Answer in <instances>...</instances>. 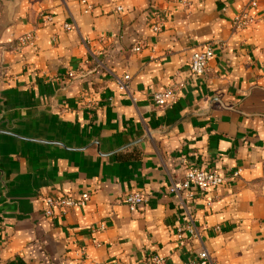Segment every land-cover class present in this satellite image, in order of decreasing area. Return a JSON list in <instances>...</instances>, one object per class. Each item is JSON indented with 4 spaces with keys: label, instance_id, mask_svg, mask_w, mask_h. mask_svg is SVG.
Here are the masks:
<instances>
[{
    "label": "crops",
    "instance_id": "0c3cea01",
    "mask_svg": "<svg viewBox=\"0 0 264 264\" xmlns=\"http://www.w3.org/2000/svg\"><path fill=\"white\" fill-rule=\"evenodd\" d=\"M249 8L257 25L235 31ZM30 32L36 45L16 51ZM206 44L215 56L193 77ZM171 85L175 102L156 106ZM0 130L17 136L0 134V264H189L204 248L212 264H264V0H0ZM192 164L226 184L173 197ZM83 192L85 207L44 217L42 196ZM131 192L147 198L134 212ZM188 224L199 236L180 245Z\"/></svg>",
    "mask_w": 264,
    "mask_h": 264
},
{
    "label": "built area",
    "instance_id": "2783aa9c",
    "mask_svg": "<svg viewBox=\"0 0 264 264\" xmlns=\"http://www.w3.org/2000/svg\"><path fill=\"white\" fill-rule=\"evenodd\" d=\"M83 4H85V1H83ZM256 6L257 3L255 1L251 2L250 8H254ZM250 8L243 10L233 18L232 24L235 31H241L257 25L256 18L251 16L249 13ZM92 9L93 8L91 6H88L86 11H91ZM42 21L44 25H50L53 23V17L49 14H43ZM164 22L165 15L163 13L158 14L152 23V32L155 34L162 32ZM72 28H74L72 24L67 23L63 25V29L66 31L71 30ZM37 40L38 35L36 32L26 33L19 37L14 49L16 51H22L24 49L34 47ZM140 50V46L134 49L136 52H139ZM214 56V45L206 44L198 47L190 59L189 67L191 76L196 78L204 76L209 69V63ZM130 79L131 77L129 75H125L124 77L118 79L119 90L128 93ZM178 92L179 88L176 85H171L163 91L154 93L152 96L153 103L158 107L169 106L175 102ZM237 175L238 172L235 173L234 176ZM226 182V178L218 171L192 164L186 168L183 178L172 184L169 192L176 198H181L183 195H188V197H193L196 194L206 195L221 188L226 184ZM90 199L91 194L89 192H83L79 196H74L69 193L58 196H42L40 199L41 210L46 219L54 221L64 218L74 209L85 207ZM146 202L147 198L141 192H131L124 197V203L132 212L138 210L139 207L143 206ZM211 203L212 201H209L208 205H211ZM105 230L106 226L104 223L94 225L90 228V232L93 235L92 245L94 247L99 248L102 246V242L99 240L98 236ZM188 233L195 237L199 236L191 224L180 226L176 229V237L180 245L184 244L185 236ZM80 254L82 259L87 258V248H82L80 250ZM147 264H166V260L165 258L154 256ZM189 264H212V258L209 251L204 248L198 253L197 261Z\"/></svg>",
    "mask_w": 264,
    "mask_h": 264
},
{
    "label": "water",
    "instance_id": "95a60500",
    "mask_svg": "<svg viewBox=\"0 0 264 264\" xmlns=\"http://www.w3.org/2000/svg\"><path fill=\"white\" fill-rule=\"evenodd\" d=\"M0 134H7V135H11V136L17 137L16 135H14V134H12V133H10V132H7V131H1V130H0ZM146 138H147V137H144L143 139L138 140V141H136V142H134V143L128 145L127 147H124V148L120 149V151H122L123 149H126V148H128V147H131V146H133V145H136V144L142 142L143 140H145Z\"/></svg>",
    "mask_w": 264,
    "mask_h": 264
},
{
    "label": "trees",
    "instance_id": "16d2710c",
    "mask_svg": "<svg viewBox=\"0 0 264 264\" xmlns=\"http://www.w3.org/2000/svg\"><path fill=\"white\" fill-rule=\"evenodd\" d=\"M131 156H133V155H131ZM119 157L127 158V157H130V155H123V156L120 155Z\"/></svg>",
    "mask_w": 264,
    "mask_h": 264
}]
</instances>
